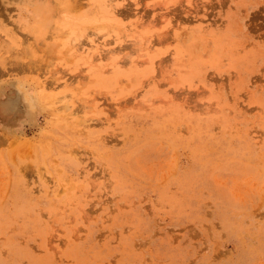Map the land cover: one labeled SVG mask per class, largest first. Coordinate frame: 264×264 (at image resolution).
<instances>
[{
    "label": "rangeland",
    "instance_id": "374dc122",
    "mask_svg": "<svg viewBox=\"0 0 264 264\" xmlns=\"http://www.w3.org/2000/svg\"><path fill=\"white\" fill-rule=\"evenodd\" d=\"M15 96L0 264H264V0H0Z\"/></svg>",
    "mask_w": 264,
    "mask_h": 264
},
{
    "label": "bare ground",
    "instance_id": "6f19581e",
    "mask_svg": "<svg viewBox=\"0 0 264 264\" xmlns=\"http://www.w3.org/2000/svg\"><path fill=\"white\" fill-rule=\"evenodd\" d=\"M17 105H18V96H15L6 101H0V114L3 117V119L5 118L8 119V117L10 119L12 115L15 114V109L17 110Z\"/></svg>",
    "mask_w": 264,
    "mask_h": 264
}]
</instances>
